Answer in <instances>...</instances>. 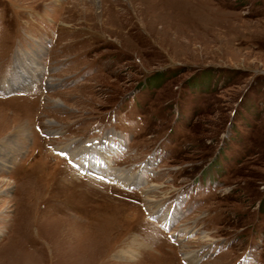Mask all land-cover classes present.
I'll return each instance as SVG.
<instances>
[{"label": "rangeland", "instance_id": "1", "mask_svg": "<svg viewBox=\"0 0 264 264\" xmlns=\"http://www.w3.org/2000/svg\"><path fill=\"white\" fill-rule=\"evenodd\" d=\"M0 151V264H264V0H0Z\"/></svg>", "mask_w": 264, "mask_h": 264}, {"label": "bare ground", "instance_id": "2", "mask_svg": "<svg viewBox=\"0 0 264 264\" xmlns=\"http://www.w3.org/2000/svg\"><path fill=\"white\" fill-rule=\"evenodd\" d=\"M36 55H38V54L35 53V56ZM20 58L21 57H19L17 55L16 56V59H17L16 61H18V59H20ZM30 59H31V57H30ZM33 61H35V60L33 59ZM32 62L28 66L27 69L33 71L32 76L35 79V75L38 76L40 73H37V71L39 69H37V71H36L35 68H34V64L32 66ZM41 74H42V72H41ZM33 77H31V78H33ZM24 85H26V84H24ZM15 131L24 132L25 129L22 128V126H21V128H16ZM12 136H15V135H12ZM88 141L89 142L82 143V145H81V147L79 149L72 150L71 144L68 143L66 146H63L61 148V150L66 156L68 155L67 158L73 164L75 163L77 166H79L81 168H82V166L83 167H87V168L90 169V171H94L95 170V172H96L95 174L100 173V177H102V179L109 180L110 182H113V183L117 182L118 184H120L122 186L135 185V184L137 185V184H142L143 183L142 179L140 177H138V176H140L138 173H134V175L131 176V175L127 174L128 172H124V173L127 174L126 175V174L122 173L118 168L111 166V161H110V156H109V153L112 150V146L111 145H109V144L108 145H104L102 140L101 141H99V140L98 141L97 140H91V141L88 140ZM5 142H9V145L10 144L14 145L13 138H7L5 140H2L1 144L5 143ZM14 148H16V147L13 146V149ZM7 162H8V160L4 159L3 161H0V165L1 166H3V165L6 166ZM109 181H107V182H109ZM158 210H156V212ZM173 216H174L173 213L171 214L170 212H168L164 216L165 223L168 225V227H169V224L171 222V219L174 218ZM195 254H193V253L190 254V255L184 254L183 258L185 256L186 259L192 260Z\"/></svg>", "mask_w": 264, "mask_h": 264}]
</instances>
